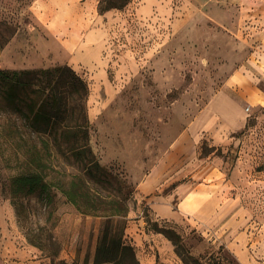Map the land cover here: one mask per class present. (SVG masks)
<instances>
[{
	"label": "rangeland",
	"instance_id": "rangeland-1",
	"mask_svg": "<svg viewBox=\"0 0 264 264\" xmlns=\"http://www.w3.org/2000/svg\"><path fill=\"white\" fill-rule=\"evenodd\" d=\"M125 1L0 0V70L69 66L87 82L89 143L109 174L96 189L127 200L141 264H264V27L241 25L240 0ZM53 169L77 172L62 157ZM17 173L0 157V264H53L55 250L94 264L106 219L57 193L48 208L24 199L19 220ZM199 186L213 217L201 202L159 216ZM40 235L44 248L29 240Z\"/></svg>",
	"mask_w": 264,
	"mask_h": 264
},
{
	"label": "trees",
	"instance_id": "trees-1",
	"mask_svg": "<svg viewBox=\"0 0 264 264\" xmlns=\"http://www.w3.org/2000/svg\"><path fill=\"white\" fill-rule=\"evenodd\" d=\"M4 44L0 43V51ZM88 95L87 82L69 66L0 70V157L15 161L18 168L11 181L17 216L24 218V199L29 196L48 208L60 193L80 213L106 219L94 264H141L134 246L124 239L127 200L111 199L96 189L103 188L109 174L89 143ZM61 157L77 172H55L53 166ZM118 225L121 229L115 232ZM161 232L179 238L170 229ZM29 240L44 248L42 235L41 241ZM51 256L53 264H69L56 261L58 250Z\"/></svg>",
	"mask_w": 264,
	"mask_h": 264
},
{
	"label": "crops",
	"instance_id": "crops-1",
	"mask_svg": "<svg viewBox=\"0 0 264 264\" xmlns=\"http://www.w3.org/2000/svg\"><path fill=\"white\" fill-rule=\"evenodd\" d=\"M243 4L240 13V23L241 25H245L248 27H264V0H240ZM246 4V5H244ZM248 18V21L246 20ZM214 19V17H213ZM215 20V19H214ZM261 34L264 35V30L260 31ZM260 45L264 48V37L260 38ZM236 118L238 115H235ZM228 122V121H227ZM229 124H224L221 126V129H229L231 127V122ZM213 125V124H212ZM212 125H209L208 129L211 128ZM213 174V172H211ZM212 187V186H210ZM213 192L212 189L207 190V187H197L191 189L184 197V199L177 205V209H174V206L171 203H157L156 211L162 218L168 220H177L184 219L185 215H195V212L199 214L198 211L193 212V208L190 206L192 202H201L205 204V208L202 210L203 212L207 209L211 210L210 218L213 217V202L217 203L216 199L213 201V195L207 194ZM201 216V215H199ZM206 215H202L201 220L205 219Z\"/></svg>",
	"mask_w": 264,
	"mask_h": 264
}]
</instances>
